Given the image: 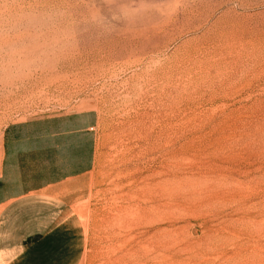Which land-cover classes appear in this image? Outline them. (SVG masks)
Here are the masks:
<instances>
[{"label": "rangeland", "instance_id": "obj_1", "mask_svg": "<svg viewBox=\"0 0 264 264\" xmlns=\"http://www.w3.org/2000/svg\"><path fill=\"white\" fill-rule=\"evenodd\" d=\"M33 191L80 264H264V0H0V210Z\"/></svg>", "mask_w": 264, "mask_h": 264}, {"label": "crops", "instance_id": "obj_2", "mask_svg": "<svg viewBox=\"0 0 264 264\" xmlns=\"http://www.w3.org/2000/svg\"><path fill=\"white\" fill-rule=\"evenodd\" d=\"M84 229L65 198L33 191L0 210V264H80Z\"/></svg>", "mask_w": 264, "mask_h": 264}]
</instances>
